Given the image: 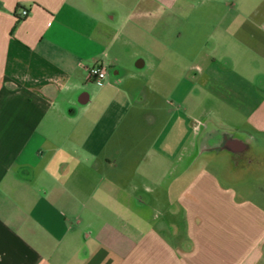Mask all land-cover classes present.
I'll return each mask as SVG.
<instances>
[{
  "label": "crops",
  "instance_id": "obj_1",
  "mask_svg": "<svg viewBox=\"0 0 264 264\" xmlns=\"http://www.w3.org/2000/svg\"><path fill=\"white\" fill-rule=\"evenodd\" d=\"M203 1L0 0V264H264V0Z\"/></svg>",
  "mask_w": 264,
  "mask_h": 264
},
{
  "label": "rangeland",
  "instance_id": "obj_2",
  "mask_svg": "<svg viewBox=\"0 0 264 264\" xmlns=\"http://www.w3.org/2000/svg\"><path fill=\"white\" fill-rule=\"evenodd\" d=\"M204 1L207 4H210V2H206L207 0H204ZM204 1H203V3H204ZM212 1H214L213 2L214 4H220L222 1L223 2L225 1L229 5H233V4L239 5L242 2V0H212ZM184 2L190 6L202 4V0H171L172 5L175 4V6H178L180 4H184ZM203 33H204L203 39H205V40L208 39V37L205 36V32H203ZM208 42L210 43L211 40H209ZM207 47H208V49H210L211 45L209 44ZM146 51H147V46L141 40V38L140 39L139 38L133 39L130 44L123 46L122 51H121V53H122L121 54V66H119V69L122 70L121 74L124 75V82L122 84L124 87H132L136 91V93H138V91H139L144 96L145 95L151 96L155 101H158V102L164 101V100L166 101V99H168V101L170 102V105L169 106L165 105V107L168 108V110H166V111L169 112V114L166 116H169L172 120H174V117H176V116L181 117V118L183 117L186 119V124L178 127L179 129H176L173 125L174 122H172V125L168 130L167 136H185V138L187 140L185 143L187 144L188 149H191V146L189 145L190 139H194L193 136H198L197 133L199 132V131L197 132V130H195V126L199 122H201V119L199 118V116L197 114L193 113L189 109L185 110L183 108V106H180V104L177 103V97L180 95L179 93L173 94V92H172L169 94L170 95L169 96L168 93H165V94H163V93H152V91H147L149 86L147 87L148 84L146 82H147L148 76L150 74H152L151 72H149V74L147 75V78L143 77V78H137L136 79V78L132 77L133 73L136 72V69L134 66L135 62L133 61L131 54L135 53V52L145 53ZM180 66L182 67V64ZM171 68L180 69L179 62L175 63V66H171ZM109 70L112 71V74H114L115 68L110 67ZM160 70H161V67H160V69H158V72H157L158 74H159ZM97 86H99V85H97ZM146 91H147V93H146ZM149 117H151V115H149ZM204 129H205V126L202 128V130L204 131ZM240 137H242V136H240ZM178 138L179 137H177L176 139L172 138V140L170 142L171 143V150H173V151H179L180 148H182V145H183L182 137H181V139H178ZM250 144L252 145L253 149L258 150V142L257 141L251 140ZM240 177H241V175H240Z\"/></svg>",
  "mask_w": 264,
  "mask_h": 264
},
{
  "label": "built area",
  "instance_id": "obj_3",
  "mask_svg": "<svg viewBox=\"0 0 264 264\" xmlns=\"http://www.w3.org/2000/svg\"><path fill=\"white\" fill-rule=\"evenodd\" d=\"M27 14L28 12L26 10L22 12L23 16H26ZM107 74H108V70L104 65L100 63H95L88 70V79L89 81H92L101 87L105 84Z\"/></svg>",
  "mask_w": 264,
  "mask_h": 264
}]
</instances>
